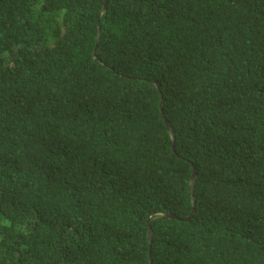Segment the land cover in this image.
Returning a JSON list of instances; mask_svg holds the SVG:
<instances>
[{"label":"trees","instance_id":"trees-1","mask_svg":"<svg viewBox=\"0 0 264 264\" xmlns=\"http://www.w3.org/2000/svg\"><path fill=\"white\" fill-rule=\"evenodd\" d=\"M0 264H264V0H0Z\"/></svg>","mask_w":264,"mask_h":264},{"label":"water","instance_id":"water-1","mask_svg":"<svg viewBox=\"0 0 264 264\" xmlns=\"http://www.w3.org/2000/svg\"><path fill=\"white\" fill-rule=\"evenodd\" d=\"M166 122L167 124H169V121L166 119ZM195 177H196V169L193 171V174H192V182L194 183L195 181ZM165 216H175L173 213H165L164 214ZM151 236H152V228H151V225H150V222H149V237L151 239Z\"/></svg>","mask_w":264,"mask_h":264}]
</instances>
